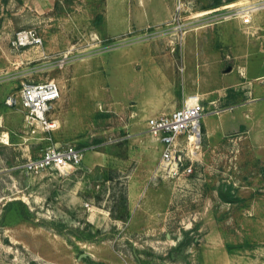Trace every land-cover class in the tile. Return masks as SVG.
<instances>
[{
  "label": "rangeland",
  "instance_id": "374dc122",
  "mask_svg": "<svg viewBox=\"0 0 264 264\" xmlns=\"http://www.w3.org/2000/svg\"><path fill=\"white\" fill-rule=\"evenodd\" d=\"M165 3L166 22L113 35L103 0H0V264H264V0ZM26 29L42 42L17 43ZM161 37L191 43L184 82L205 96L191 175L160 169L139 102L161 76L126 62ZM47 79L62 90L48 131L7 102ZM54 144L84 148L83 161L19 167Z\"/></svg>",
  "mask_w": 264,
  "mask_h": 264
},
{
  "label": "built area",
  "instance_id": "2783aa9c",
  "mask_svg": "<svg viewBox=\"0 0 264 264\" xmlns=\"http://www.w3.org/2000/svg\"><path fill=\"white\" fill-rule=\"evenodd\" d=\"M16 42H42L35 29L18 32ZM62 90L55 79L24 82L20 90L8 97L7 102L19 106L26 112V120L38 122L44 130L53 129L58 120L51 113L61 97ZM207 115L203 97L199 93L189 95L184 104L170 112L148 118V130L162 144L160 169L174 174L191 175L195 159L202 144L201 121ZM84 148L76 145H49L36 157L19 165L27 174L39 173L45 169L63 172L68 166H78L84 159Z\"/></svg>",
  "mask_w": 264,
  "mask_h": 264
},
{
  "label": "crops",
  "instance_id": "0c3cea01",
  "mask_svg": "<svg viewBox=\"0 0 264 264\" xmlns=\"http://www.w3.org/2000/svg\"><path fill=\"white\" fill-rule=\"evenodd\" d=\"M54 1L47 0V3H44L42 0H34V3L36 6L48 3L53 6ZM165 5V0H161V9L151 6L148 0H103V7L97 12V15H101L102 29L117 35L128 31L143 30L158 22L161 24L166 22L173 13L169 12L170 10H167ZM52 8L50 7V9ZM143 44L147 49H150L149 53H144L146 49L139 54L137 50H132L128 54L126 62H142L144 70L161 76V92H154L158 96L154 95L146 99L143 97L139 102L141 109L150 112L149 117L181 107L185 99L193 93H199L204 99V92L192 90L188 87V83L184 82V79L196 80L194 72L187 66L186 55L187 53L192 54L194 51L191 52V43L183 40L175 42L174 45V41L161 37V39L148 40ZM175 46H179V51L174 49ZM152 48H157V50L153 51ZM182 66L184 69L180 70ZM144 70L135 71L137 76L135 87L137 88L143 86L138 75L139 73L145 74ZM179 70L184 73H180ZM152 84L151 81L149 85ZM22 110L24 109L22 108ZM51 115L54 117V109Z\"/></svg>",
  "mask_w": 264,
  "mask_h": 264
},
{
  "label": "water",
  "instance_id": "95a60500",
  "mask_svg": "<svg viewBox=\"0 0 264 264\" xmlns=\"http://www.w3.org/2000/svg\"><path fill=\"white\" fill-rule=\"evenodd\" d=\"M230 69V68H229ZM221 195L226 199V200H231L230 197H228L223 190L220 191Z\"/></svg>",
  "mask_w": 264,
  "mask_h": 264
},
{
  "label": "flooded vegetation",
  "instance_id": "af4514ba",
  "mask_svg": "<svg viewBox=\"0 0 264 264\" xmlns=\"http://www.w3.org/2000/svg\"><path fill=\"white\" fill-rule=\"evenodd\" d=\"M185 238H184V240L181 241L180 245L178 246L179 248H183L184 247V245H185L184 241H187ZM172 254L174 255V252H172Z\"/></svg>",
  "mask_w": 264,
  "mask_h": 264
},
{
  "label": "trees",
  "instance_id": "16d2710c",
  "mask_svg": "<svg viewBox=\"0 0 264 264\" xmlns=\"http://www.w3.org/2000/svg\"><path fill=\"white\" fill-rule=\"evenodd\" d=\"M19 1H22V0H19ZM96 139H98V138H96ZM95 141H96V140H95ZM229 195H230V192H227V196H228V197H230ZM231 200H233V199L231 198ZM184 243H185V244L188 243V240H187V241H184Z\"/></svg>",
  "mask_w": 264,
  "mask_h": 264
}]
</instances>
